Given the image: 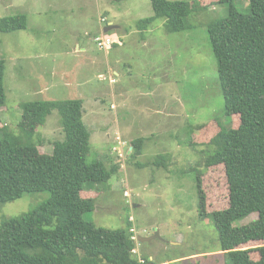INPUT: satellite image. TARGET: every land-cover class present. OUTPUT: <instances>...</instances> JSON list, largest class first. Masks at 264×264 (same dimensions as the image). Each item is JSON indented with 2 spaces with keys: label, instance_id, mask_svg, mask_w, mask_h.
I'll return each mask as SVG.
<instances>
[{
  "label": "rangeland",
  "instance_id": "374dc122",
  "mask_svg": "<svg viewBox=\"0 0 264 264\" xmlns=\"http://www.w3.org/2000/svg\"><path fill=\"white\" fill-rule=\"evenodd\" d=\"M248 3L236 0L235 6L247 13ZM208 6L187 17L185 30L168 33L164 18L155 19L146 31L137 27L139 19L153 15L150 0H0V17H26L24 29L0 31L5 66L0 128L10 138L20 135V105L25 102L101 97L104 125L94 124L88 113L84 117L91 133L87 160L100 159L107 168L117 164L118 169L106 183L85 185L82 196L93 195L95 204L83 218L97 227L116 229L125 227L129 216L139 236L153 237L138 241L136 247L156 263L230 264L219 250L215 225L210 218L201 219L197 208L198 171L206 211L228 207L224 166L205 167L204 150L219 127L239 124L238 115L225 113L207 29L209 21L228 15V4ZM102 15L106 24L116 26L106 32L115 41L106 50L94 41L104 24ZM144 36L150 38L144 42ZM108 73L115 83H109ZM116 133L125 141L127 153L132 140L144 138L141 154H128L123 166L112 151ZM33 136L32 151L49 157L53 142L64 139L56 109ZM48 198L49 192L41 191L0 204V224ZM257 217L253 213L239 224ZM260 244L252 241L244 248ZM251 256L257 259L255 251Z\"/></svg>",
  "mask_w": 264,
  "mask_h": 264
},
{
  "label": "trees",
  "instance_id": "16d2710c",
  "mask_svg": "<svg viewBox=\"0 0 264 264\" xmlns=\"http://www.w3.org/2000/svg\"><path fill=\"white\" fill-rule=\"evenodd\" d=\"M150 1L153 15L137 21L141 31L164 18L168 33L182 32L191 13L207 10L211 4H228V15L209 21L207 29L225 113L238 115L239 124L219 127L205 144L204 165L224 166L229 205L221 211H206L198 171L197 208L201 219L210 218L215 225L219 250L230 264H264V0H248L247 13L237 9L236 0ZM25 27L23 14L0 17L1 32ZM4 69L0 59V110L5 102ZM20 107V135L10 138L0 128V204L41 191L49 192V198L27 212L3 218L0 264H139L132 254L135 244L129 216L126 226L116 229L100 228L83 218L95 204L93 195L82 196L85 185L106 183L118 169L117 164L107 168L100 159L88 162L91 133L83 120V100H35ZM55 109L64 139L54 141L51 155L43 158L32 151L36 148L33 134ZM143 140H132L129 156L141 154ZM253 213L256 220L239 224ZM252 241L261 244L244 248ZM144 258L148 264H159Z\"/></svg>",
  "mask_w": 264,
  "mask_h": 264
},
{
  "label": "built area",
  "instance_id": "2783aa9c",
  "mask_svg": "<svg viewBox=\"0 0 264 264\" xmlns=\"http://www.w3.org/2000/svg\"><path fill=\"white\" fill-rule=\"evenodd\" d=\"M100 19V22L102 24V30L96 34L94 36V41L96 42V45L100 48V49H107L108 47H110L115 41L111 38V36H108L107 35V31L104 30L105 26H107L106 24V18L104 16H100L99 17ZM109 74V73H108ZM104 75L103 74H99V78H104L103 77ZM106 77V76H105ZM109 83H115V78L109 74V79H108ZM111 108H115V105L114 104H111L110 105ZM115 140H116V145H114L112 147V151L116 153V155L118 156V161L120 162V164L123 166V162L124 160H126L128 154L130 153L131 151V147L129 148V151L128 153L125 151V141H123L121 139V136L119 133H116L115 135ZM124 195L129 197L130 196V193L125 190L124 191ZM130 233H131V240L134 242L135 244V247L134 249H132V254L137 258L139 264H148L145 260V258L143 256H141L139 254V251L136 247V245L138 244V238H139V234H138V231L135 229L134 226H132L130 229H129ZM151 259V258H149ZM152 260V259H151Z\"/></svg>",
  "mask_w": 264,
  "mask_h": 264
},
{
  "label": "crops",
  "instance_id": "0c3cea01",
  "mask_svg": "<svg viewBox=\"0 0 264 264\" xmlns=\"http://www.w3.org/2000/svg\"><path fill=\"white\" fill-rule=\"evenodd\" d=\"M103 16V15H102ZM104 17L106 18V16L104 15ZM106 21H107V18H106ZM107 25H113L112 23L110 24H107ZM115 26V25H114ZM107 26H105L106 28ZM116 27V26H115ZM104 28V30H105ZM119 28V27H117ZM102 30V27H100L99 31ZM97 34V33H96ZM95 34V35H96ZM150 37L149 36H144L142 39L144 40V42L146 40H148ZM143 42V43H144ZM83 51L85 50V48L82 49ZM107 68H110V65L107 64ZM109 71V69H108ZM113 74H118L117 70H114L113 69ZM113 91V90H112ZM111 95H115V92H112ZM78 98H81L83 100V120H84V117H85V114L88 113L90 115V120H92L94 122V124H96V122H98L97 124H100V125H104L105 122H103V119H102V115H103V111L101 110V104L100 102L102 101L101 100V97H99L98 95H94L92 98H88L86 100L87 97H83L81 95V97H78ZM87 101L86 103V107H84V103ZM88 120V121H90ZM86 124V123H85ZM151 257V256H150ZM160 264H166L167 261H163V262H158Z\"/></svg>",
  "mask_w": 264,
  "mask_h": 264
},
{
  "label": "water",
  "instance_id": "95a60500",
  "mask_svg": "<svg viewBox=\"0 0 264 264\" xmlns=\"http://www.w3.org/2000/svg\"><path fill=\"white\" fill-rule=\"evenodd\" d=\"M115 26L114 25H108L106 28H105V31H109V30H112ZM153 237H142V236H139L138 240L139 241H149L151 240Z\"/></svg>",
  "mask_w": 264,
  "mask_h": 264
}]
</instances>
